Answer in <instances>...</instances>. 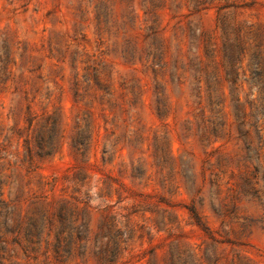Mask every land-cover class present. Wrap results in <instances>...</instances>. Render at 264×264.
<instances>
[{
	"label": "rangeland",
	"instance_id": "rangeland-1",
	"mask_svg": "<svg viewBox=\"0 0 264 264\" xmlns=\"http://www.w3.org/2000/svg\"><path fill=\"white\" fill-rule=\"evenodd\" d=\"M0 201V264H264V0H0Z\"/></svg>",
	"mask_w": 264,
	"mask_h": 264
},
{
	"label": "trees",
	"instance_id": "trees-1",
	"mask_svg": "<svg viewBox=\"0 0 264 264\" xmlns=\"http://www.w3.org/2000/svg\"><path fill=\"white\" fill-rule=\"evenodd\" d=\"M2 211H4V214L3 215H2ZM0 217H2V219H3V226L5 228H9V224L13 223L12 222V219H11L10 208L8 207V204L5 203L4 201H0ZM59 218L60 219H63V218H61V215L59 216ZM29 226L30 227L27 226V227H25L23 229V232L22 233H23V236L25 238L26 237H34L35 236V234L33 232V227L35 225L33 223H30ZM19 229L20 228L17 227L16 230H14V234H16V238L12 239V242L13 243H17V239H18V236H19V233H20ZM70 230H73V229H70ZM63 234H64V231L63 230H60V231H58L54 235V242H55V250H54V253H55L56 256L59 253V250H60L61 246L63 244H66V239H65V237H63ZM3 242H5V241H3Z\"/></svg>",
	"mask_w": 264,
	"mask_h": 264
}]
</instances>
